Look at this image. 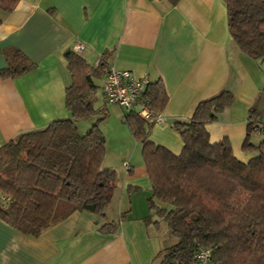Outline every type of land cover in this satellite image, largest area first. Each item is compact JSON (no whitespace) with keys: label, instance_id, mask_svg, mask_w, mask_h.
Listing matches in <instances>:
<instances>
[{"label":"crops","instance_id":"1","mask_svg":"<svg viewBox=\"0 0 264 264\" xmlns=\"http://www.w3.org/2000/svg\"><path fill=\"white\" fill-rule=\"evenodd\" d=\"M77 42L89 63L106 52L117 69L161 79L169 98L149 138L174 153L182 141L173 123L189 118L201 99L230 91L232 102L206 124L209 139L227 137L239 159L251 156L242 144L249 114L264 122V57L250 58L235 45L222 0H18L11 11L0 8V69L14 49L34 63L16 76L0 74V146L68 117L65 55ZM101 90L100 108L117 112L120 134V145L111 155L106 149L103 160L118 184L105 217L74 211L36 236L0 218V264H158L159 251L174 242L164 223L145 220L151 185L140 145L131 144L123 109L107 104ZM262 139L250 136L254 145ZM108 221H118L114 232L101 229Z\"/></svg>","mask_w":264,"mask_h":264},{"label":"trees","instance_id":"2","mask_svg":"<svg viewBox=\"0 0 264 264\" xmlns=\"http://www.w3.org/2000/svg\"><path fill=\"white\" fill-rule=\"evenodd\" d=\"M17 1L0 0V8L11 11ZM166 1L176 5L179 0ZM222 1L235 45L250 58L264 57V0ZM108 56L103 53L93 64L81 52L67 51L68 117L0 146V218L24 234L36 236L72 212L85 210L84 204H94L93 212L105 217L118 184L115 169L103 165L106 138L100 125L108 111L95 107L94 96L96 80L104 79L110 65ZM33 67L14 49L0 74L16 76ZM147 79L141 100L161 113L168 94L161 79ZM232 100L230 91L220 90L198 101L189 118L175 121L172 128L182 141L178 153L149 138L154 121L134 108H122V121L140 145L151 185L145 220L164 223L174 239L159 251L158 264H196L198 247L211 249L213 264H264V139L250 142L252 125L264 122L253 112L248 116L242 144L251 153L247 160L234 154L227 137L212 142L206 129ZM92 118L81 132L78 121ZM117 225L108 221L101 229L114 232Z\"/></svg>","mask_w":264,"mask_h":264},{"label":"built area","instance_id":"3","mask_svg":"<svg viewBox=\"0 0 264 264\" xmlns=\"http://www.w3.org/2000/svg\"><path fill=\"white\" fill-rule=\"evenodd\" d=\"M73 49L82 52L84 45L77 42ZM147 82L146 75L136 77L129 70L117 69L113 64H110L101 87L104 100L106 103L115 104L126 110L134 108L140 117L160 123L163 121L162 113L153 112L148 107L147 102L141 100ZM251 133L264 135V123H254ZM126 167H128V164H126ZM194 258L196 264H213L211 249L207 247H198Z\"/></svg>","mask_w":264,"mask_h":264},{"label":"rangeland","instance_id":"4","mask_svg":"<svg viewBox=\"0 0 264 264\" xmlns=\"http://www.w3.org/2000/svg\"><path fill=\"white\" fill-rule=\"evenodd\" d=\"M96 83H97V92L96 93H97L98 99H96L95 107L99 109L100 108L99 103L102 101V99H100V89H101L100 79H97ZM124 110L126 111V109H124ZM113 113L116 115H114ZM95 118L79 120V121H83L80 123L87 124V127H85L84 129H82L83 127H81L82 124H80V126L78 125L80 131L84 132L91 125V123L95 120ZM104 122L102 121V124L103 123L104 124L100 125V127H101V130H102L105 138H106V149L108 150V154L111 155V154H113L114 150L118 147V145H120V139L118 138L120 136V134H119V129H117V124H119V118H118L117 112H115L113 110V112L111 111V112L107 113V116H106ZM125 126H126V124H125ZM127 130H128V128H127ZM129 134H130V132H129ZM130 136L132 138L131 144H134L135 143L134 138L132 137L131 134H130Z\"/></svg>","mask_w":264,"mask_h":264},{"label":"water","instance_id":"5","mask_svg":"<svg viewBox=\"0 0 264 264\" xmlns=\"http://www.w3.org/2000/svg\"><path fill=\"white\" fill-rule=\"evenodd\" d=\"M83 207H84V209H86V210L93 211V209H94V204H84Z\"/></svg>","mask_w":264,"mask_h":264}]
</instances>
